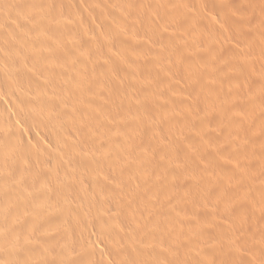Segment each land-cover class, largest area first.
Returning <instances> with one entry per match:
<instances>
[{
  "label": "rangeland",
  "instance_id": "1",
  "mask_svg": "<svg viewBox=\"0 0 264 264\" xmlns=\"http://www.w3.org/2000/svg\"><path fill=\"white\" fill-rule=\"evenodd\" d=\"M53 2L50 7L43 5L44 8L40 5L45 10L40 7L41 11L37 6L43 3L42 0H0V104H3L0 106V117L9 118L17 123L19 128L16 137L3 136V139L7 138L10 143L8 148L6 144L0 143V264H112L114 260L122 257L121 252L126 246L124 241L122 242L125 232L134 231L135 237L147 243L153 238L150 235L151 227L148 225L152 226L156 222L159 225L164 224L162 229L167 237L176 238L178 242L175 243L182 245L171 247L173 256L168 254L170 259L174 262L177 260L178 264H264V79L255 78L256 74H264V0H81L75 7L79 11L74 10V14L59 9V4L54 6L56 0ZM99 13L104 17L101 18ZM44 20L51 25H58L57 28L64 31L63 40L76 47L74 52L81 47L80 51L85 50L83 56L94 62L91 63L96 69L95 88L99 94L98 103L102 107L101 117L98 116L101 119L98 118V122L93 121L97 117L90 115L82 121L79 101L77 102L74 94L69 91L66 99L68 102L65 100L64 103L66 102L69 109L72 107V112L68 110L65 116L69 114L76 122L70 123L65 117H61L64 113L58 111V115H54L55 130L52 127V133H49L50 130L47 135L43 132V135L37 122L28 125L18 116L12 104L3 101L11 91L1 82L4 78L13 76L7 69L10 58L12 59L14 50L19 48V40L26 44L27 40L30 42V37L26 34L15 42L17 37L11 39L6 30L11 26L18 30L29 26L41 32L40 25L48 23ZM60 20L66 22L67 27L60 26ZM150 20H155V23ZM145 25L149 32L144 28ZM38 28L40 30H37ZM114 28L117 31H114ZM189 32L194 33L190 36ZM72 46L70 45L71 48ZM176 46L182 50H179V55L174 53ZM112 48L114 50H111ZM127 54L130 56L128 59ZM93 59H97V64ZM117 59L121 60L119 64ZM130 61L132 63L128 64ZM140 62L142 64H139ZM138 64L144 66L140 72H137L135 67ZM116 65L119 68L115 67ZM128 65L129 68H126ZM124 69L125 71H122ZM133 72L138 73L135 74L136 80L131 76ZM98 77L99 82L104 85L99 84ZM100 78H103L104 82ZM121 78L124 82H120L123 81ZM21 81L20 79L19 83ZM141 87H147L146 92ZM136 88L138 90L135 91ZM69 89L73 90V87L70 86ZM26 92V95H33L29 90ZM51 93L52 97L56 95L55 92ZM49 95L50 99L51 94ZM109 99L114 100L111 102ZM48 101L45 107L50 109L53 100ZM54 106L58 107V104ZM54 112L51 110V113L55 114ZM172 117L174 118L171 122L177 120L172 122V126L176 125L173 128L168 125L169 118ZM179 120L183 122L181 125ZM104 122L110 124L112 129H106L108 126L106 127ZM59 123L61 127L57 126ZM116 124H119L117 126L121 127L120 130ZM88 127H91V130ZM76 138V142L81 143H75ZM92 138L98 139L96 141ZM88 142L90 146L94 143L98 148L103 144L106 147L110 143L114 149L126 147L125 151H122L129 154V158L135 156L133 161L130 159L133 169L130 170L132 166H127L129 171L117 169L107 173V176L89 173L88 168H85L87 173L84 172V177H80L73 163L78 156L84 154L87 157L90 154L87 150L90 149ZM12 143L29 148V156L24 159L25 157H19L16 153L19 158L14 155L10 150ZM41 146L43 149L39 150ZM46 146L50 148V153L58 158H64L59 151L62 149V154L66 153V159L61 160H65L67 164H53V157H49L51 154L47 153ZM55 146L60 149L57 151ZM137 151L140 154H136ZM147 152L153 155L151 159L157 160L145 158L144 161L141 154ZM33 153H38L37 161ZM136 164L144 169L145 173L141 174L152 178L149 180L151 185L147 182V186L141 185L139 172L143 169H135ZM23 165H28L33 173H24ZM156 165L165 168L158 171L161 166L157 168ZM123 172L130 173L125 175ZM120 173L124 175L125 180ZM120 178V182H124L122 191L118 186ZM129 179L132 183H129ZM152 185L158 191L149 190ZM43 188L49 193H43ZM147 191L153 192L149 194ZM143 192L145 194H141ZM169 192L172 194L169 195ZM147 193L157 194L150 198V201H154L149 204L154 205L151 206L153 208L148 204H144V207L141 203L143 196H148ZM59 206L67 208L66 215L58 213ZM147 207L149 209L145 211L148 214L144 212V215H148L144 221L145 229H135L132 222H129L131 215ZM31 216L35 219H31ZM22 217L23 219H20ZM108 217L111 219H107ZM122 219L126 220L125 223ZM64 222L71 226L72 237L83 240L86 245L81 248L68 245V239L61 231ZM117 230L120 234L116 233ZM171 245L167 243L161 248L169 253ZM125 252L124 250V255ZM120 259L123 261L126 256Z\"/></svg>",
  "mask_w": 264,
  "mask_h": 264
},
{
  "label": "bare ground",
  "instance_id": "2",
  "mask_svg": "<svg viewBox=\"0 0 264 264\" xmlns=\"http://www.w3.org/2000/svg\"><path fill=\"white\" fill-rule=\"evenodd\" d=\"M81 0H56V2H55V5L54 6H56V4H59L58 6V8L59 9H61V10H63V11H66V12H68V13H71V14H74V10H78V8H75V7H77L76 5L80 2ZM42 4H39L37 7H39V9L41 10V8H42V10H44L43 9V5H45V7H50L51 6V4H52V2H53V0H42ZM54 3V2H53ZM105 2H103V4H104ZM40 5H42V6H40ZM47 5V6H46ZM80 5V4H79ZM78 5V6H79ZM106 4H104L103 6H105ZM83 6V5H82ZM101 6H102V4H101ZM102 6V7H103ZM36 6H35V9L37 8ZM41 7V8H40ZM44 7V8H45ZM80 7V6H79ZM75 8V9H74ZM50 9V8H49ZM106 9V8H105ZM34 10V9H33ZM41 10V11H42ZM93 10V9H92ZM40 11V13H42ZM45 11V10H44ZM79 11V10H78ZM83 11V10H82ZM99 11V10H98ZM102 11H103V9H102ZM136 11V10H135ZM139 11H142V10H139ZM36 12V11H35ZM47 12V11H46ZM93 12V11H92ZM108 12H110V11H108ZM107 12V13H108ZM148 12V11H147ZM45 13V12H44ZM94 13V12H93ZM92 13V14H93ZM101 13V12H100ZM99 13V14H100ZM104 13V12H103ZM113 13V12H112ZM104 14H106V12L104 13ZM109 15H110V13H108ZM114 14V13H113ZM145 14V13H144ZM147 14V13H146ZM149 14V13H148ZM89 16V15H88ZM147 16V15H146ZM92 17V16H91ZM100 17L102 18V17H104V16H101V14H100ZM108 17V16H107ZM147 17H150V15H148ZM98 18V17H97ZM117 18V17H116ZM120 18V17H119ZM119 18H117V19H119ZM123 17H121V19H122ZM146 18V17H145ZM106 19V18H105ZM131 19V18H130ZM150 19V18H149ZM51 19H48V21H50ZM103 20V19H102ZM128 20V19H127ZM146 20V19H145ZM158 20V19H157ZM44 21H46V22H48L47 20H44ZM150 21H155V20H150ZM53 22V21H52ZM101 22V21H100ZM99 22V23H100ZM105 22V21H104ZM107 22V21H106ZM114 22V21H113ZM149 22V21H148ZM152 22H150V23H152ZM159 22H162V21H160L159 20ZM159 22H157L158 23V25H159ZM102 23H103V21H102ZM126 23H127V21H126ZM130 23V22H129ZM150 23H149V25H150ZM153 23H155V22H153ZM156 23V24H157ZM163 23V22H162ZM41 24H42V22H41ZM48 24V25H47ZM44 23V25L43 26H41L40 25V29H41V32H37V31H35L34 30V28H32V27H29V26H26L24 29H21V30H18V29H16V28H14V27H9L7 30H6V33L9 35V37L12 39H15L16 37H17V40L15 39V42L17 41L18 42V40H19V38L21 37V38H23V36H25V34L28 36V37H30V42H29V40H27L28 42V44H26L25 42V44L24 43H22V41L21 40H19L20 41V43L18 44L19 45V48H17L16 50H14V53H13V55L11 56L12 57V59L10 58V60L11 61H9L10 63H9V65H8V67H7V69L9 70V73L10 74H13V76L12 77H9L8 79L6 78H4L3 79V81H1V82H3V84L4 85H6L8 88H9V90H11L10 92H9V94H8V97L6 98V99H4L3 101L5 102V103H9L10 105L12 104L13 105V108L16 110L15 112H17L18 113V116H20L21 118H23L26 122H27V124L29 125V124H35L36 122L38 123V125H40V127H41V130L40 131H42V134L44 135V133H46L45 135H47V132L48 131H50L51 130V128L53 127V130H55L54 129V127H56V121H54V120H56L55 118H54V115L56 116V115H58V114H56V113H58V111L60 112V113H64V115L63 116H61V117H65V119L67 120V121H70V123H73L75 120L71 117H69V114H68V116H65V114H66V112L68 111V110H70L69 108H68V106L66 105V102L64 103V101L67 99V97H68V94H69V91H71L70 93H72V94H74V98H76V101L78 102L79 101V108H80V110H79V112H80V116H83V118H82V121L83 120H85L84 118H86V117H88L89 115L91 116V117H97V119H95V120H93V121H96V122H98V118L99 119H101L100 117H101V113H100V111H102V107L99 105V103H98V96L97 95H99V94H97L96 93V88H95V85L97 86V83H95V80H94V75H95V72H94V70H96V69H94L93 67V64L92 63H94V62H92V60H91V62L88 60V59H86V57H85V55L83 56V52H85V50L84 51H80V50H82V49H80L79 48V50H78V48H77V51H75L74 52V48H76V47H73L72 46V44H71V42H69L70 43V45L72 46V48L70 47V45H69V43L66 41H64L63 39H64V31H60L58 28H57V26L58 25H56V24H54V25H51V24H49V22L48 23ZM95 24V23H94ZM114 24H116V23H114ZM119 24V23H118ZM156 24H155V26H156ZM164 24V23H163ZM59 25L60 26H66L67 25V23L66 22H64V21H62V20H60L59 21ZM117 25V24H116ZM123 24H121V26H122ZM129 25V24H128ZM134 25V24H133ZM143 25V24H142ZM126 26H127V24H126ZM125 26V27H126ZM67 27V26H66ZM105 27V26H104ZM131 27V26H130ZM129 27V28H130ZM135 27H136V25H135ZM164 27V26H163ZM197 28H198V26H196ZM195 27V28H196ZM118 28V27H117ZM132 28V27H131ZM130 28V29H131ZM134 28V27H133ZM144 28H146V29H148V27L145 25L144 26ZM143 28V29H144ZM150 28V27H149ZM39 28L37 29V30H40ZM122 29H123V27H122ZM135 29V28H134ZM105 30H106V27H105ZM116 29L114 28V31H115ZM126 30V29H125ZM136 30V29H135ZM152 30V29H151ZM157 31L156 32H158L159 30L158 29H156ZM184 30V29H183ZM193 31H194V29H192ZM196 30V29H195ZM113 31V32H114ZM117 31V30H116ZM123 31V30H122ZM198 31V30H197ZM37 32V33H36ZM120 32V31H119ZM130 32V31H129ZM148 32H149V29H148ZM154 32V31H153ZM198 32H200V30L198 31ZM203 32H204V30H203ZM107 33H108V31H107ZM140 33V32H139ZM145 33H147V32H145ZM159 33V32H158ZM190 33V32H189ZM192 33H194V32H192ZM192 33H190V36H191V34ZM112 34V33H111ZM115 34H117V33H115ZM125 34V33H124ZM196 34V33H195ZM203 34V33H202ZM205 34H207V33H205ZM209 34H211V33H209ZM68 35V34H67ZM66 35V36H67ZM186 35H187V33H186ZM215 35V37L217 36V34H214ZM218 35H219V33H218ZM111 36H113V35H111ZM195 36H197V35H195ZM212 38L214 37V36H211ZM219 37V36H218ZM223 37H225V36H223ZM25 38V37H24ZM182 38H184L183 36H182ZM221 38V37H220ZM66 39V38H65ZM122 39V38H121ZM192 39H194V38H192ZM191 39V40H192ZM200 39V38H199ZM198 39V40H199ZM204 39V38H203ZM222 39H224V38H222ZM10 40V39H9ZM138 40V39H137ZM187 40V39H186ZM202 40V39H201ZM210 41L211 40H214V39H209ZM12 41H14V40H12ZM24 41H26V40H24ZM72 41V40H71ZM120 41V40H119ZM119 41H117V42H119ZM203 41V40H202ZM206 41V40H205ZM205 41H204V43H205ZM208 41V40H207ZM225 41V40H224ZM114 41H112V43H113ZM116 42V43H117ZM129 42V41H128ZM127 42V44L129 45L130 43H128ZM68 43V44H67ZM138 43V42H137ZM174 43H176V42H174ZM196 43V42H195ZM214 44H215V42H213ZM80 44V43H79ZM79 44H76L77 45V47L79 46ZM110 44V43H109ZM126 44V43H125ZM139 44V43H138ZM199 44H200V42H199ZM218 44V43H217ZM217 44H215V45H217ZM74 45V44H73ZM81 45V44H80ZM113 45V44H112ZM119 45V44H118ZM176 45H178V44H176ZM206 45H207V43H206ZM75 46V45H74ZM173 46H175V45H173ZM172 46V47H173ZM112 47H114V45L112 46ZM121 48H122V46H120ZM130 47V46H129ZM149 48V47H148ZM176 48V52H174V53H178V55L180 54L179 52L180 51H182V50H180L177 46L175 47ZM73 49V50H72ZM117 49H119V47L117 48ZM124 49H125V47H124ZM128 49H131V48H128ZM127 49V50H128ZM174 49V48H173ZM111 50H114V48H112ZM132 50V49H131ZM149 50V52H150V49H148ZM147 50V51H148ZM175 50V49H174ZM180 50V51H179ZM120 51H121V49H120ZM129 51V50H128ZM170 51H171V49H170ZM140 52V51H139ZM143 52V51H142ZM145 52V51H144ZM117 53V52H116ZM120 53V52H119ZM132 53V52H131ZM173 53V54H174ZM35 54V55H34ZM95 54V53H94ZM98 54V53H97ZM100 54V53H99ZM98 54V55H99ZM118 54V53H117ZM125 54H126V52H125ZM141 54V52L139 53V55ZM151 54V53H150ZM33 55H34V57H33ZM144 55V54H143ZM175 55V54H174ZM9 56V55H8ZM89 56V55H88ZM100 57H101V55H99ZM128 54H127V59H128ZM177 56V55H176ZM130 57V56H129ZM138 58H139V56H137ZM179 57V56H178ZM34 58V59H33ZM88 58V57H87ZM97 58V57H96ZM99 58V57H98ZM101 58H103V57H101ZM100 58V59H101ZM124 59V58H123ZM94 61H95V63L97 62L95 59H93ZM262 60V59H261ZM116 61V60H115ZM114 61V62H115ZM117 61H118V59H117ZM127 61V60H126ZM133 61H135V59L133 60ZM137 61H138V59H137ZM113 62V61H112ZM111 62V63H112ZM119 62H121V60L120 61H118V64H119ZM145 62V61H144ZM144 62H143V64H144ZM148 63H149V61H147ZM262 62V61H261ZM129 63H132L131 61L130 62H128V64ZM134 63V62H133ZM97 64V63H96ZM95 64V65H96ZM101 64V63H100ZM126 64V63H125ZM139 64H142L141 62L139 63ZM137 65V66H135L136 67V70H137V72H140V70H141V68H143L146 64H144V66L142 67L141 65ZM108 65V64H107ZM113 65H115V64H113ZM121 65H122V63H121ZM147 65H149V64H147ZM97 66V65H96ZM110 66H111V64H110ZM131 66V65H130ZM102 67V66H101ZM107 67H109V66H107ZM115 67H118V65H116ZM10 68L12 69V71H10ZM104 68V67H103ZM105 68H106V66H105ZM104 68V69H105ZM114 68V67H113ZM119 68V67H118ZM120 68H121V66H120ZM126 68H129V65H128V67H126ZM125 68V69H126ZM110 70H112L111 68H109ZM109 69H107V70H109ZM116 69V68H115ZM125 69L124 70H122V71H125ZM135 69V68H134ZM98 70V69H97ZM103 70V69H102ZM109 70V71H110ZM114 70V69H113ZM116 70H118V69H116ZM147 70H148V68H147ZM262 70H263V68H262ZM101 71V70H100ZM108 71V72H109ZM128 71V70H127ZM126 71V72H127ZM264 71V70H263ZM12 72V73H11ZM113 72V71H112ZM129 72H130V70H129ZM262 72V71H261ZM98 73V72H97ZM115 73V72H114ZM118 73V72H117ZM120 73H121V71H120ZM104 74V73H103ZM106 74V73H105ZM113 74V73H112ZM128 74V73H127ZM130 74V73H129ZM133 74H134V72H133ZM132 73H131V76L134 78V80H136V75L138 74H134L133 75ZM98 75V74H97ZM110 75V74H109ZM124 75V74H123ZM189 75V74H188ZM130 76V77H131ZM145 76V75H144ZM143 76V77H144ZM191 76H193L192 74H191ZM195 76V75H194ZM74 77V78H73ZM116 77H118V76H116ZM115 77V78H116ZM125 76H123V78H124ZM127 77V76H126ZM183 77V76H182ZM190 77V76H189ZM254 77V76H253ZM258 77V78H257ZM264 77V74H263V72H262V74H260L259 73V75H257L256 74V79H264L263 78ZM105 79H107V76H105L104 77ZM112 78V77H111ZM111 78H109V79H111ZM114 78V79H115ZM120 78V77H119ZM118 78V79H119ZM149 78V77H148ZM148 78H146L145 77V79H148ZM195 78H197V77H195ZM20 79L22 80L20 83H19V81H20ZM73 79H75L74 81H73ZM103 79V78H102ZM101 78H100V80H102ZM122 79V78H121ZM125 79H127V78H125ZM150 79V78H149ZM182 79H185V78H182ZM187 79V78H186ZM2 80V79H1ZM123 81H120V82H124V79H122ZM133 80V79H132ZM261 80V81H262ZM97 81V80H96ZM103 81V80H102ZM117 81H119V80H117ZM131 81V80H130ZM141 81V80H140ZM142 81H143V79H142ZM149 81V80H148ZM98 82H99V77H98ZM104 82V81H103ZM136 82V81H135ZM134 82V83H135ZM145 82V81H144ZM102 83V82H101ZM100 82H99V84H101ZM116 83V82H115ZM125 83H126V81H125ZM129 83V82H128ZM131 83V82H130ZM137 84H139V82H136ZM103 85H104V83H102ZM140 85V84H139ZM264 85V84H263ZM70 86L71 87H73V90H70L69 88H70ZM100 86V85H99ZM128 86V85H127ZM133 86V85H132ZM130 87V86H129ZM137 87V86H136ZM103 88V87H102ZM126 88V87H125ZM135 88V87H134ZM139 88V87H138ZM142 89H144L143 91H145L146 92V88H143V87H141ZM25 89V90H24ZM99 89V88H98ZM107 89V88H106ZM128 89V88H127ZM140 89V88H139ZM262 89V88H261ZM27 90H29L33 95L32 96H30V95H26L27 94ZM100 90V89H99ZM98 90V91H99ZM109 90V89H108ZM135 91L136 90H138L137 88L136 89H134ZM73 91V92H72ZM131 91V90H130ZM139 91H141V90H139ZM261 91V90H260ZM51 92H55L56 93V95L55 94H53V95H55V96H53L52 97V93ZM114 92V91H113ZM124 92V91H123ZM122 92V93H123ZM133 92V91H132ZM138 92V91H137ZM26 93V94H25ZM49 93L51 94V97H50V99H49ZM104 94H105V92H103ZM131 93V92H130ZM107 94V93H106ZM105 94V95H106ZM139 94V93H138ZM125 95V94H124ZM134 95H136V94H134ZM146 95V94H145ZM144 95V96H145ZM103 96V95H102ZM111 96V95H110ZM113 96V95H112ZM130 96H132L131 94H130ZM57 97V101L55 100V98ZM104 97V96H103ZM260 97V96H259ZM52 98H54V99H52ZM105 98V97H104ZM139 98V97H138ZM137 98V99H138ZM114 99H115V97H114ZM114 99H112V100H114ZM141 99H143V98H141ZM48 100H53L52 101V104H53V106L54 105H56V103L58 104V107L57 106H54V109H55V107H57V108H59L58 110H57V108H56V110H57V112H54V111H56V110H54V109H52V105H51V107L50 106H48V107H50V109L52 110V112H54L55 114H53V113H51V110L49 109V108H47V107H45V105H48ZM109 100H111V99H109ZM112 100H111V102H112ZM118 100V99H117ZM130 99H128V101H129ZM133 100V99H132ZM140 100V99H139ZM164 100H166V99H164ZM171 99H167V101H170ZM67 102H68V100H66ZM131 101V100H130ZM141 101V100H140ZM53 102H55V103H53ZM100 102H101V100H100ZM114 102H116V100L114 101ZM138 101H136V103H137ZM51 103V102H50ZM102 103V102H101ZM140 103V102H139ZM162 103V102H161ZM168 103V102H167ZM68 104V103H67ZM106 104H108V102L106 103ZM71 105V104H70ZM102 105V104H101ZM117 105V104H116ZM120 105V104H119ZM118 105V106H119ZM139 105H141V104H139ZM0 106L2 107L3 106V104L1 105L0 104ZM5 106V105H4ZM74 106V105H73ZM106 106H108V105H106ZM76 107V106H75ZM99 107H101V109L99 110ZM110 108H111V106H109ZM4 108V107H3ZM3 108H2V110H3ZM78 108V109H79ZM115 108H117L116 106H115ZM174 108V107H173ZM50 111H49V110ZM78 109H76V111H78ZM107 109H109V108H107ZM169 109V108H168ZM1 110V111H2ZM54 110V111H53ZM71 111V110H70ZM111 112H112V110H110ZM109 111V112H110ZM72 112V111H71ZM71 112H70V114H71ZM172 112V111H171ZM108 113V112H107ZM175 113V112H174ZM104 114V113H103ZM77 115V114H76ZM75 114H74V116H76ZM100 115V117H98ZM104 115H106V114H104ZM104 115L102 116V117H104ZM115 115H116V113H115ZM118 115V114H117ZM120 115H122L121 113H120ZM164 115V114H163ZM172 115H174V114H172ZM80 116H78L79 118H80ZM164 116H166V114L164 115ZM177 116V115H176ZM179 116V115H178ZM177 116V117H178ZM78 117H77V119H78ZM107 117V116H106ZM109 117V116H108ZM111 117V116H110ZM114 117V116H113ZM122 117V116H121ZM177 117H175V118H177ZM57 118V117H56ZM174 117H172V118H169V120H170V122H168L169 124L168 125H171L172 126V122L173 121H176L177 122V120H173L172 122H171V119H173ZM58 119H59V116H58ZM58 119H57V121H58ZM88 119V118H87ZM108 119H110V118H108ZM112 120H113V118H111ZM119 119V118H118ZM80 120H81V118H80ZM115 120V119H114ZM180 120H182V119H180ZM180 120H179V124L181 125V123H183V122H180ZM61 121H64V120H61ZM107 121V120H106ZM183 121V120H182ZM66 122V121H65ZM64 122V123H65ZM76 122V121H75ZM81 122V121H80ZM185 122V121H184ZM36 123V124H37ZM61 123V122H60ZM58 124L57 126H60L61 127V124ZM82 123V122H81ZM90 123V122H89ZM100 123H102V122H100ZM112 123V122H111ZM171 123V124H170ZM63 124V123H62ZM66 124H68L67 122H66ZM78 124H80V123H78ZM84 124V123H83ZM178 124V123H177ZM92 125V124H91ZM104 125H106V127L108 126V128H106L105 126V128L106 129H109V128H111L112 129V127L110 126V124L109 125H107V123L105 124V122H104ZM117 125H119V124H116V126ZM24 126H26V125H24ZM36 126V125H35ZM68 126H70V125H68ZM72 126V125H71ZM77 125H75V127H76ZM89 126V125H88ZM93 126H94V123H93ZM110 126V127H109ZM116 126H114V127H116ZM173 126H176V125H173ZM173 126H172V128H173ZM185 126V125H184ZM28 127V126H27ZM73 127V126H72ZM78 127V126H77ZM118 127V126H117ZM120 127V126H119ZM118 127V128H119ZM180 127V126H179ZM59 128V127H58ZM66 128V127H65ZM71 128V127H70ZM79 128H80V126H79ZM90 130H91V127H88ZM87 128V129H88ZM93 128H95V127H93ZM102 128H103V126H102ZM121 128V127H120ZM120 128H119V130H120ZM171 128V129H172ZM30 129H32L31 127H30ZM36 130H37V126H36V128H35ZM39 129V128H38ZM80 129H82V128H80ZM101 129V128H100ZM100 129H98V130H100ZM115 129H117V128H115ZM178 129V128H177ZM190 129V128H189ZM29 130V129H28ZM53 130H51L49 133H52L53 132ZM57 130V129H56ZM61 130V129H60ZM63 130V129H62ZM95 130H97V128L95 129ZM173 130V129H172ZM181 130H183V129H181ZM187 130V129H186ZM64 131V130H63ZM101 131V130H100ZM102 131H103V129H102ZM38 132V131H37ZM44 132V133H43ZM89 132V131H88ZM98 132V131H97ZM111 132V131H110ZM185 132V131H184ZM18 133H19V128H18V124L17 123H14V122H12L9 118H6V117H4V116H2V117H0V143L2 142L3 144H6L5 146L8 148L9 146L8 145H10V143L9 142H7L8 140H6V139H3L4 137H8V135H12V137H16L17 135H18ZM27 131H26V135L25 136H27ZM92 133V132H91ZM100 133V132H99ZM180 133V132H179ZM186 133H187V131H186ZM35 134V133H34ZM40 134V133H39ZM93 134H94V132H93ZM97 134V133H96ZM101 134H102V132H101ZM181 134V133H180ZM188 134H191V133H188ZM41 135V134H40ZM51 135V134H50ZM90 135V134H89ZM105 135V134H104ZM129 135H130V133H129ZM4 136V137H3ZM29 136V135H28ZM86 136V135H85ZM99 136H101L100 134H99ZM84 137V136H83ZM83 137H81V138H83ZM88 137V136H87ZM90 137H91V135H90ZM89 137V138H90ZM97 137V136H96ZM102 138H103V135H102ZM3 139V140H2ZM25 139V138H24ZM79 139V138H78ZM86 139V138H85ZM92 139H98V138H92ZM6 140V141H5ZM26 140V139H25ZM69 140V139H68ZM82 140V139H81ZM99 140H101V139H99ZM98 140V141H99ZM28 141V140H27ZM27 141H25V142H27ZM77 141V138H76V140H75V143H77L76 142ZM97 141V140H96ZM69 142H70V140H69ZM72 143H74L73 141H71ZM93 142H95V141H93ZM28 143V142H27ZM78 143H81V142H78ZM77 143V144H78ZM85 144H86V142H84ZM89 143V142H88ZM106 143V142H105ZM109 143V142H108ZM132 143V142H131ZM20 144V143H19ZM25 144V143H24ZM30 144V143H29ZM36 144H38L37 143V141H36ZM76 144V145H77ZM96 144V143H95ZM97 144H99V143H97ZM102 144H103V142H102ZM102 144H101V146H102ZM107 144V143H106ZM27 145V144H26ZM31 145V144H30ZM29 145V146H30ZM55 145H57L56 143H55ZM76 145H74V146H76ZM87 145V144H86ZM109 144H107V146L105 147L104 146V144H103V148L101 147V148H98L96 145H94V143H93V145H92V143H91V146H90V143H89V146H90V149H87V150H89V152H90V157H86V156H84V154L83 155H81V156H78L79 158H76V160H74V163L73 162H71V161H69L70 163H73V165L75 166V168H76V170H77V172L80 174V177H84V175H82L84 172H86L87 171V169H86V171L84 170L85 168H88V171H90L89 173H95V174H102V175H107V173H110L111 171H115V170H117V169H119V171H121L122 169H125V170H127V166H132V163H130L131 161H130V159L132 160V158L134 157L135 158V156H133V155H135V154H133V155H131V157L132 158H129L130 156H129V154H127V153H125V152H123L122 150L124 149V151H125V148H122V149H120V148H115L114 149V147H113V145L110 143V145L108 146ZM112 145V146H111ZM134 145V144H133ZM132 145V146H133ZM28 146V147H29ZM39 146V145H38ZM61 146V145H60ZM69 146V145H68ZM67 146V147H68ZM85 146V145H84ZM128 146H130V144L129 145H127V147ZM131 146V147H132ZM35 147H36V145H35ZM42 148H38L39 150H41V149H43V146H41ZM47 147V146H46ZM59 147V146H58ZM57 147V148H58ZM142 147V146H141ZM11 149V151L13 152V154L14 155H16V154H18L19 155V157H25L24 159H26V157H28L29 156V152H28V150H30L29 148H27V147H22L21 146V144L20 145H17V143H14V145H13V143H12V146L10 147ZM27 148V149H26ZM31 148V147H30ZM55 148H56V146H55ZM56 148V149H57ZM64 148V147H63ZM82 148V147H81ZM87 148H89L88 147V145H87ZM134 148V147H133ZM52 149V148H51ZM60 149V148H59ZM59 149H57V151L59 150ZM66 149H68V148H66ZM142 149H144V148H142ZM150 149V148H149ZM9 149H8V151H10ZM32 150V149H31ZM34 150V149H33ZM48 150V152L47 153H49V154H51L50 153V148H46V151ZM86 150V151H87ZM127 150V149H126ZM131 150V149H130ZM136 150V149H135ZM154 150V149H153ZM10 151V152H11ZM43 151H45V150H43ZM52 151V150H51ZM56 151V152H57ZM59 151H61V156L62 155H64L63 157L65 158V155H66V153H64V154H62L63 153V150L62 149H60ZM67 151V150H66ZM71 151V150H70ZM69 151V152H70ZM31 152V151H30ZM33 152V151H32ZM31 152V153H32ZM35 152V151H34ZM41 152V151H40ZM54 151H52V153H53ZM65 152V151H64ZM82 152V151H81ZM84 152V151H83ZM88 152V151H87ZM88 152V153H89ZM120 152H121V154H120ZM131 152V151H130ZM132 152H134V151H132ZM143 152V151H142ZM16 153V154H15ZM60 153V152H59ZM75 153V152H74ZM87 153V154H88ZM34 154V153H33ZM33 154H32V156H33ZM36 154H38V153H35L34 155H36ZM49 154H48V156H49ZM56 154V153H55ZM67 154H69V153H67ZM75 154H78V153H75ZM136 154H140V152H138L137 151V153ZM157 154H158V152H157ZM47 155V154H46ZM79 155V154H78ZM156 155V154H155ZM17 156V155H16ZM32 156H30V157H32ZM39 156H40V153H39ZM45 156V155H44ZM53 157V164H55L56 166L58 165H63V164H67L66 162H65V160H64V162H62V160L61 159H64V158H62V157H54V154H51L49 157ZM137 156H139V155H137ZM141 156L143 157L142 159H151L152 158V156L153 155H151V154H148V152L147 153H142L141 154ZM13 157V156H12ZM18 157V156H17ZM18 157V158H19ZM48 157V158H49ZM149 157V158H148ZM14 158V157H13ZM22 158V159H23ZM34 158V157H33ZM159 158V157H158ZM30 159V158H29ZM35 161H37V155L35 156ZM42 159V158H41ZM44 159V158H43ZM50 159V158H49ZM66 159V158H65ZM146 159L144 160V161H146ZM151 160H157V158L156 159H151ZM150 160V161H151ZM34 161V162H35ZM38 161H40L39 160V158H38ZM51 161V160H50ZM133 161V160H132ZM140 161V160H139ZM148 161V160H147ZM48 162V161H47ZM137 162V161H136ZM135 162V163H136ZM141 162V161H140ZM139 162V163H140ZM149 162V161H148ZM162 162L163 161H161V164H162ZM166 162V161H165ZM11 162H9V164H10ZM40 163V162H39ZM41 163H43L42 161H41ZM61 163H63V164H61ZM146 163V162H145ZM151 163V162H150ZM149 163V164H150ZM158 163V162H157ZM168 163H170L169 161H168ZM167 163V164H168ZM44 164V163H43ZM52 164V163H51ZM52 164V165H53ZM128 164H130V165H128ZM144 164V163H143ZM152 164V163H151ZM153 164H155V162L153 163ZM165 164V163H164ZM172 164V163H171ZM40 165V164H39ZM48 165V164H47ZM46 165V166H47ZM55 165H53V166H55ZM137 165V164H136ZM148 165V164H147ZM174 165V164H173ZM41 166V165H40ZM155 166V165H154ZM159 166H161V165H156V167L157 168H160ZM42 167V166H41ZM43 167H45L44 165H43ZM127 167V168H126ZM136 167H139V168H142V167H140V165H137V166H135V169H136ZM149 167V166H148ZM165 167L163 166H161V169L160 170H158V171H161V170H163ZM9 169H11L10 167H9ZM133 169V166H132V168H130V170H132ZM143 169V168H142ZM151 169V168H150ZM156 169V168H155ZM167 169V168H166ZM165 169V170H166ZM125 170H123V171H125ZM164 170V171H165ZM8 171V170H7ZM10 171V170H9ZM12 171V170H11ZM127 171H129V169L127 170ZM134 171V170H133ZM136 171V170H135ZM138 171H139V169H138ZM23 172L24 173H26V174H32L33 173V170L28 166V165H23ZM118 172V171H117ZM131 172V171H130ZM130 172H128V173H130ZM141 172L144 174L145 173V171H144V169H143V171H141V169H140V172H139V174L141 175H139L142 179H140V183H141V185L143 186V185H146V183L145 182H147L149 185H151L152 184V182H150L149 180H151L150 179V177H148L147 176V174L146 175H143V174H141ZM156 172H157V170H156ZM35 173V172H34ZM87 173V172H86ZM116 173V172H115ZM127 172L125 173V172H123V174H125V175H127L128 174ZM148 173H149V171H148ZM160 173V172H159ZM162 173V172H161ZM85 174V173H84ZM112 174V173H111ZM123 174H121L120 173V175H123ZM138 174V173H137ZM137 174H135V175H137ZM89 175V174H88ZM114 175V174H113ZM131 175H132V173H131ZM158 175V174H157ZM86 176V175H85ZM98 176V175H97ZM108 176V175H107ZM112 176V175H111ZM118 176V175H117ZM96 177V176H95ZM106 177V176H105ZM122 177V176H121ZM123 177H124V175H123ZM122 177V178H123ZM126 177H129V176H126ZM133 177H134V175H133ZM137 177V176H136ZM135 177V178H136ZM156 177V176H155ZM100 178V177H99ZM106 178H108V177H106ZM112 178H113V176H112ZM117 178V177H116ZM149 178V179H148ZM109 179H111V177L109 178ZM124 180H125V177L123 178ZM137 179V178H136ZM97 180V179H96ZM114 180V179H113ZM120 180H121V178L118 180L119 182H120ZM124 180H122V181H124ZM141 180H143V181H141ZM115 182V183H119V182ZM129 183H132L131 182V180L129 179ZM154 181V180H153ZM145 183V184H142V183ZM158 182V181H157ZM108 183V182H107ZM111 183V182H110ZM123 183L124 182H120L119 184H118V186H119V189L122 191L123 190ZM112 184V183H111ZM147 184V185H148ZM106 185H108V184H106ZM110 185V184H109ZM108 185V186H109ZM112 185H114V184H112ZM146 185V186H147ZM154 185V184H153ZM153 185L150 187L151 189H149V190H153L155 187H153ZM158 185V184H157ZM107 186V187H108ZM128 186H129V184H128ZM146 186H145V188H146ZM106 187V188H107ZM109 187H112L111 185L109 186ZM125 187V186H124ZM127 187V186H126ZM140 187V186H139ZM144 187V186H143ZM158 187V186H157ZM104 188V187H103ZM105 188V189H106ZM136 188V187H135ZM145 188H143L144 190H145ZM160 188V187H159ZM107 189H109L110 190V188H107ZM106 189V190H107ZM113 189V188H112ZM114 190V189H113ZM118 190V189H117ZM124 190H125V188H124ZM154 190H156V189H154ZM153 190V191H154ZM168 190H171V189H168ZM167 190V191H168ZM108 191V190H107ZM153 191H150L151 193L153 192ZM156 191H158V189L156 190ZM106 192V191H105ZM110 194L112 193L113 194V192H111V191H108ZM118 193L120 192L119 190L117 191ZM123 192H125V191H123ZM122 192V193H123ZM133 192H134V188H133ZM140 192V191H139ZM149 194H150V192L149 191H147ZM174 192V191H173ZM43 193H45V194H48L49 192L47 191V189H45V188H43ZM129 193V192H128ZM147 193V195L148 196H146V195H142L143 196V198H142V201H141V203L143 204V206H144V204L146 205V204H150V202H152V204H153V200L152 201H150V198L151 197H153L152 195L153 194H155V196L157 195L156 193H153L152 195H149ZM167 194H168V192H166ZM170 194L169 195H171L172 194V192H169ZM106 194H108L107 192H106ZM127 194V193H126ZM141 194H145V192H143V193H141ZM109 195V194H108ZM128 195V194H127ZM131 195V194H130ZM140 195V194H139ZM110 196V195H109ZM112 196V195H111ZM132 196V195H131ZM134 196V195H133ZM159 196V195H158ZM141 197V196H140ZM131 198V197H130ZM136 198V197H135ZM174 198V197H173ZM173 198H171V199H173ZM134 199V198H133ZM138 199V198H137ZM152 199V198H151ZM161 199V198H160ZM136 200V199H135ZM139 200V199H138ZM141 200V199H140ZM134 203H136L135 201H134ZM140 203V205L142 206V204ZM159 203V202H158ZM118 204V203H117ZM117 204H116V206H117ZM160 204H162V203H160ZM139 205V206H140ZM135 206V205H134ZM138 206V207H139ZM140 206V207H141ZM147 206V205H146ZM150 207L151 206H154V205H149ZM162 206V205H161ZM145 207V206H144ZM151 208H153V207H151ZM155 208V207H154ZM156 208H157V206H156ZM163 208V207H162ZM117 209H118V207H117ZM141 209V208H140ZM144 209V208H143ZM147 209H149V207H147V208H145L144 210H140V212H138L137 214H135V215H131L130 213H128V214H130L131 215V219H130V221L129 222H132V226H134L135 227V229H145V225H144V221L145 220H147V219H145V217H147L148 215H144V212L145 213H147V211H145V210H147ZM138 210V209H137ZM57 211H58V213L59 214H61V215H66L67 214V208H65V207H62V206H59L58 208H57ZM118 211H119V209H118ZM128 211H131V210H128ZM120 212H123L122 210H120ZM132 212V211H131ZM136 213V212H135ZM161 213H163V212H161ZM148 214V213H147ZM120 215V214H119ZM124 216H125V214H123ZM124 216H123V218H124ZM113 217V216H112ZM116 217H118V215H116ZM121 217V216H120ZM25 218V217H24ZM31 219H35V217H33V216H31L30 217ZM102 218H103V216H102ZM119 218V217H118ZM20 219H23V217L22 218H20ZM28 219V218H27ZM107 219H111V218H107ZM117 219V218H116ZM126 219V218H125ZM125 219H122L123 221L125 220ZM101 220V219H100ZM99 220V221H100ZM113 220V219H112ZM111 220V221H112ZM127 220V219H126ZM125 220V221H126ZM132 220V221H131ZM98 221V222H99ZM102 222H105V221H103V219L101 220ZM107 221V220H106ZM123 221H121V222H123ZM125 221H124V223H125ZM151 221V220H150ZM155 221V220H154ZM158 221V220H157ZM108 222H109V220H108ZM107 222V223H108ZM129 222H128V224H129ZM152 222V221H151ZM159 222V221H158ZM113 223V222H112ZM111 223V224H112ZM146 223V222H145ZM154 223V222H153ZM102 223H100V225H101ZM127 224V223H126ZM149 224H152V223H149ZM114 225V224H113ZM116 225H117V223H116ZM161 225H163L162 227H161ZM161 225H159V223H154V224H152V226H150V225H148L149 227H151L150 228V232H151V234L150 235H152V242H156V243H152L151 241L150 242H147V243H143L140 239H139V237H135L136 235V232H134V231H131L130 230V232H125L124 233V239L122 240V242L124 241V244L126 245L125 246V248H124V250L126 251L125 252V255L123 254L124 253V250H122V257H119V255H118V257H119V259H117V260H114L115 261V264H178V261L177 260H175V262L174 261H172L171 259H170V255H172L173 256V254H172V248H174V245H176L177 247H182V245L181 244H179V243H175V241H177L178 242V240H175V239H171L172 237H167L166 235H165V232L163 231L164 229H162L163 227H164V224H161ZM105 226V225H104ZM146 226H147V224H146ZM70 227L71 226H69V224L67 223V222H64L63 224H62V227H61V231H62V234L68 239V245H70V246H72V247H82V246H84V245H86V243L82 240H79V239H77V238H73L72 237V234H71V229H70ZM103 227V226H102ZM125 227H126V225H125ZM117 229V228H116ZM123 229L125 230L126 228H124V226H123ZM122 229V230H123ZM115 230V229H114ZM119 230V229H118ZM117 230V232L116 233H118V234H120L119 233V231ZM127 230H128V228H127ZM83 232H84V230H82ZM138 231V230H137ZM233 231V230H232ZM82 232V233H83ZM115 232V231H114ZM72 233H73V231H72ZM85 233V232H84ZM234 232H232V234H233ZM79 235H82V234H80L79 233ZM228 235H230V234H228ZM116 236V235H115ZM120 237H121V235H119ZM225 236H227V235H225ZM231 237H234V236H232V235H230ZM229 236V237H230ZM230 237V238H231ZM122 238V237H121ZM225 238V237H224ZM223 238V239H224ZM183 241V240H182ZM88 242V241H87ZM121 242V241H120ZM170 244L171 245V243H172V245L171 246H169V253H168V250H164V249H162L161 247H163V245H165V244ZM183 243V242H182ZM184 244V243H183ZM122 245V244H121ZM88 246V245H87ZM90 246H91V244H90ZM93 247V246H92ZM91 247V248H92ZM172 247V248H171ZM70 248V247H69ZM123 248V247H122ZM76 249V248H75ZM93 250V249H92ZM79 251V250H78ZM121 253H120V255H121ZM118 254H119V252H118ZM168 254H169V256H168ZM80 255V254H79ZM83 257H86V255H84V254H81ZM126 256V259L125 260H121L120 258H123L124 256ZM116 257V256H115ZM82 258V257H81ZM117 258V257H116ZM116 258H114V259H116ZM172 258H174V257H172ZM114 261H113V263H114ZM125 262V263H124ZM85 263V262H84ZM112 263V264H113ZM87 264V263H86Z\"/></svg>",
  "mask_w": 264,
  "mask_h": 264
}]
</instances>
